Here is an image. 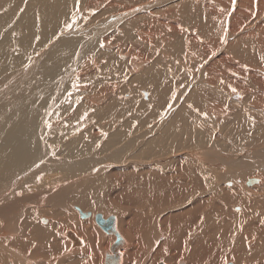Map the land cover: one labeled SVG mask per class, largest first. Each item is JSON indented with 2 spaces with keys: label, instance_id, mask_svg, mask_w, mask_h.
Segmentation results:
<instances>
[{
  "label": "bare ground",
  "instance_id": "bare-ground-1",
  "mask_svg": "<svg viewBox=\"0 0 264 264\" xmlns=\"http://www.w3.org/2000/svg\"><path fill=\"white\" fill-rule=\"evenodd\" d=\"M107 262L264 264V0H0V264Z\"/></svg>",
  "mask_w": 264,
  "mask_h": 264
},
{
  "label": "rangeland",
  "instance_id": "rangeland-1",
  "mask_svg": "<svg viewBox=\"0 0 264 264\" xmlns=\"http://www.w3.org/2000/svg\"><path fill=\"white\" fill-rule=\"evenodd\" d=\"M15 53H18V51H16ZM119 74V73H118ZM120 74H124V72H122V73H120ZM119 74V75H120ZM119 81H121V82H123V83H125L123 80H122V78H120L119 79ZM117 82V81H116ZM118 83V82H117ZM129 86V87H128ZM131 89V90H130ZM133 89H135V88H132V87H130V85H125V87H124V90H126V96H128V97H132V96H135V97H139V98H135V99H137L138 101L140 100V99H142V100H140L141 102H147V100H148V98H149V96L147 97V96H145L144 98H143V96L140 94V92L139 91H133ZM134 93H133V92ZM131 92V93H130ZM127 93H128V95H127ZM130 93V94H129ZM132 94V95H131ZM137 94V95H136ZM21 97L23 98V100H21L18 104H15V105H19L22 101L23 102H27V96H26V94H22L21 95ZM26 100V101H25ZM143 131H136L135 132V134L136 133H142ZM84 210V209H83ZM89 212H91V211H89ZM101 212V211H100ZM102 214H104V213H102ZM188 256V255H187ZM187 261H188V263L190 262L189 261V256H188V258H187ZM155 262H160L158 259L155 261ZM211 262V261H210Z\"/></svg>",
  "mask_w": 264,
  "mask_h": 264
},
{
  "label": "water",
  "instance_id": "water-1",
  "mask_svg": "<svg viewBox=\"0 0 264 264\" xmlns=\"http://www.w3.org/2000/svg\"><path fill=\"white\" fill-rule=\"evenodd\" d=\"M101 214H98L97 215V217H96V220L97 219H100L101 218ZM102 224V221L100 222V221H98V224ZM104 224H102V225H104V227H105V230L107 231V232H110V233H114V232H116L115 230H116V225H117V223H116V221L114 220V218L112 217V221L110 222V220H109V222H103ZM121 239H123L124 240V238H121ZM121 245H120V241H119V244L116 242L114 245H113V250H114V253H115V256L116 257H119V258H121V256H120V254L122 253L121 252ZM110 262H113V261H111V260H109ZM106 264H108V262L106 263ZM160 264H165V263H160Z\"/></svg>",
  "mask_w": 264,
  "mask_h": 264
}]
</instances>
